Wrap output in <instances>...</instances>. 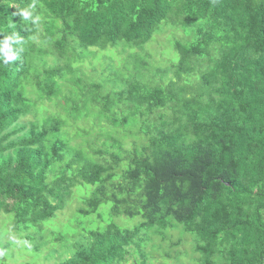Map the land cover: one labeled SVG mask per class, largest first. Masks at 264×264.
<instances>
[{
	"label": "trees",
	"instance_id": "trees-1",
	"mask_svg": "<svg viewBox=\"0 0 264 264\" xmlns=\"http://www.w3.org/2000/svg\"><path fill=\"white\" fill-rule=\"evenodd\" d=\"M35 2L38 27L16 15L33 0H0V39L15 33L21 40L18 59L0 62V215L14 216L16 233H28L20 239L37 250L54 235L45 228L65 206L64 182L72 183L67 174L76 170L94 187L80 216L108 205L110 215L141 222L128 229L111 221L90 231L57 264H147L148 243L170 229L194 237L198 264H264V0ZM164 22L181 28L184 43L173 42L171 67L161 68L150 56L143 60L139 48ZM121 43L131 65L156 67L151 81L168 73L176 79L162 87L141 77L125 94L83 84L85 53ZM98 95L137 96L140 145L123 148L128 117H109L105 108L104 118L89 117ZM45 99L55 113L39 106ZM28 115L33 120L22 123ZM102 120L112 122L108 131ZM75 123H98L104 145L115 147L109 160L71 146ZM51 169L61 178L49 179Z\"/></svg>",
	"mask_w": 264,
	"mask_h": 264
},
{
	"label": "rangeland",
	"instance_id": "rangeland-1",
	"mask_svg": "<svg viewBox=\"0 0 264 264\" xmlns=\"http://www.w3.org/2000/svg\"><path fill=\"white\" fill-rule=\"evenodd\" d=\"M183 39L184 35L181 28H172L164 22L156 30L152 40L139 48L142 54L141 57L144 60L146 56H150L148 58L149 62H153L157 67H171V61L175 58L173 42L184 43ZM125 46V44L121 43L116 48H111L110 51L92 49V51L86 52V59L81 64V67L84 68L78 71V77L82 78L83 84L89 86L94 84L102 88L103 92L112 94L123 90V94H125L127 90L126 84L132 87L141 77L147 82L151 83L153 81L162 87H168L171 80L176 79L173 73H168L167 76H154L151 81L153 72L157 71L156 67H149L151 64H147L148 67H138L134 63L131 65L130 53L127 52V47ZM76 50L81 51L79 47ZM112 58H114V61H112ZM48 59L50 60L51 58L49 57ZM96 97H93L87 106L86 111L89 117L91 119H100L104 118L108 113L107 116L109 117L117 116V112L119 117L121 115L128 117V124L120 134L121 137L125 132L122 136L125 137L122 142L123 148L132 149L136 143L140 145L141 141L138 139V133L136 135V131L134 130L135 120H138L136 115L141 111V106L137 103V96L131 99L124 97L121 100L113 97L105 101H102V95L97 97V99ZM92 102L98 103L92 106ZM38 104L40 107L46 108V114H52L58 110L57 107L51 105L46 99L39 101ZM104 108L108 111L107 114H102ZM156 113H159V110H154V114L146 117L148 119H145L144 123L148 124L150 121L152 122L157 116ZM32 120L33 117L28 115L22 119V123L25 124ZM111 123L109 120L101 121L106 131L112 126ZM94 126L91 127L86 123H75L71 130V132L75 133V137L70 141V144L72 147L83 148L87 151L99 150L102 152L99 155L100 160H109L110 156L106 152L107 150L115 151V147L111 145L112 141H109V144L105 146L106 138L104 134L100 130V132L98 131V125L95 128ZM81 128L88 131V135H81L78 131ZM109 145L111 146L109 147ZM59 173V169L52 171L51 176L49 173V179H54L55 177L56 179H60L61 175ZM72 173L67 174V176L72 177L74 181L72 183L64 182L70 190L67 202L58 212L57 218L53 222L48 223V226L45 228L53 230L54 235L49 233L47 239L44 238L43 243L40 244L41 246L37 250H35L33 245L29 246V244H33V241L26 243L24 239H20L22 235L28 233L17 234L12 228L14 223L13 215H6L4 213L0 215V253H2L0 254V264H57L70 258L75 252L77 245L85 241L87 242L90 231L104 229L111 221L122 228L133 229L138 226L141 222L140 216L134 218H129L125 215L115 217L109 214L108 205L101 206L98 213L93 216H80L79 210L86 209L85 202L91 198L90 194L93 192L94 187L86 185L85 181L77 176L76 170ZM118 180L120 179L118 178ZM194 241V237H191L189 234L182 235L181 230L176 229H170L164 236L154 234L153 241L148 243L146 247V253L148 254L146 262L147 264H198L199 256L194 251ZM131 262L132 260H130Z\"/></svg>",
	"mask_w": 264,
	"mask_h": 264
},
{
	"label": "clouds",
	"instance_id": "clouds-1",
	"mask_svg": "<svg viewBox=\"0 0 264 264\" xmlns=\"http://www.w3.org/2000/svg\"><path fill=\"white\" fill-rule=\"evenodd\" d=\"M36 7V2L33 0V3L29 5L28 8L21 9L18 14L22 21L27 24L31 22L32 25L39 26L40 24V16H34L33 10ZM21 44V40L18 38L17 34L13 33L11 35H5L2 39H0V62L4 65H8L11 62H14L18 59L17 52L14 51V46H19ZM19 51H23L22 48L18 49ZM2 254V253H0Z\"/></svg>",
	"mask_w": 264,
	"mask_h": 264
}]
</instances>
